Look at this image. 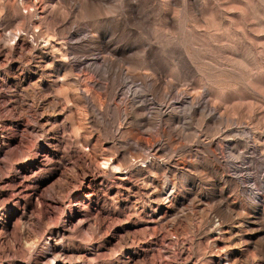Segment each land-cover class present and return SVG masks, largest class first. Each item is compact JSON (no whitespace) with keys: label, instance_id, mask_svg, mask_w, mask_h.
I'll use <instances>...</instances> for the list:
<instances>
[{"label":"rangeland","instance_id":"1","mask_svg":"<svg viewBox=\"0 0 264 264\" xmlns=\"http://www.w3.org/2000/svg\"><path fill=\"white\" fill-rule=\"evenodd\" d=\"M0 264H264V0H0Z\"/></svg>","mask_w":264,"mask_h":264}]
</instances>
